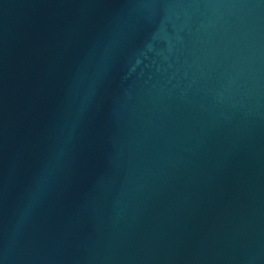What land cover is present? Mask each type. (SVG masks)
I'll return each mask as SVG.
<instances>
[{
    "label": "water",
    "instance_id": "water-1",
    "mask_svg": "<svg viewBox=\"0 0 264 264\" xmlns=\"http://www.w3.org/2000/svg\"><path fill=\"white\" fill-rule=\"evenodd\" d=\"M0 264H264V0H0Z\"/></svg>",
    "mask_w": 264,
    "mask_h": 264
}]
</instances>
